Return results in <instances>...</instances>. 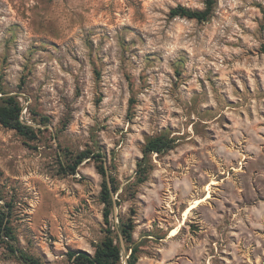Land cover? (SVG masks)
I'll use <instances>...</instances> for the list:
<instances>
[{
    "label": "rangeland",
    "instance_id": "374dc122",
    "mask_svg": "<svg viewBox=\"0 0 264 264\" xmlns=\"http://www.w3.org/2000/svg\"><path fill=\"white\" fill-rule=\"evenodd\" d=\"M206 1L0 0V96L35 132L0 124L1 202L41 264H74L67 252L94 253L109 227L96 158L61 168L86 150L117 186L119 264L129 218L137 264H264V0L171 14ZM159 135L172 147L144 159L141 180ZM0 264L24 263L0 241Z\"/></svg>",
    "mask_w": 264,
    "mask_h": 264
},
{
    "label": "trees",
    "instance_id": "16d2710c",
    "mask_svg": "<svg viewBox=\"0 0 264 264\" xmlns=\"http://www.w3.org/2000/svg\"><path fill=\"white\" fill-rule=\"evenodd\" d=\"M214 0L206 1V8L203 10H189L185 7L178 6L171 10L173 16H187L197 20H204L207 18L211 6ZM23 106L15 95L0 96V124L4 127L14 129L19 134L32 138L34 137V129L26 121L22 119ZM43 120H47L46 117H42ZM172 139L165 137L164 135L155 136L149 138L143 147V156L137 162V173L143 177L146 168H144L143 161L151 153H163L172 147ZM91 152L86 150L78 153L71 165L64 167L61 165L63 171L67 172L68 169L71 172H75L79 164L85 159L93 157L99 162V172L103 176V183L101 188L100 198L104 203L103 217L106 224L109 225L104 231V238L96 245L94 253H90L81 249H74L67 252L68 259L74 264H119L121 261V248L117 242V237L113 235V230L110 225V217L113 211V194L117 191V186L114 184V178H108V172L103 164L102 154L96 153L90 155ZM109 182L111 184H109ZM2 195L0 193V241L5 244L8 251L19 259L24 264H41L40 261L25 253L17 246V237L14 229L11 225V211L12 206L10 203H2ZM121 237L128 244L129 251L127 264H137L139 246L133 241V229L134 223L131 218L126 221H121L119 225Z\"/></svg>",
    "mask_w": 264,
    "mask_h": 264
},
{
    "label": "bare ground",
    "instance_id": "6f19581e",
    "mask_svg": "<svg viewBox=\"0 0 264 264\" xmlns=\"http://www.w3.org/2000/svg\"><path fill=\"white\" fill-rule=\"evenodd\" d=\"M202 200H203V198H202ZM199 201H200V200H196L193 204H191V206H189V207L186 209V211H185V213H184V219H183V221L181 222V224H180L179 226L183 225L184 221H185L186 218L188 217V214L191 212V210H192L193 208L197 207ZM176 233H177V228H174V229L171 231L170 235H175Z\"/></svg>",
    "mask_w": 264,
    "mask_h": 264
}]
</instances>
